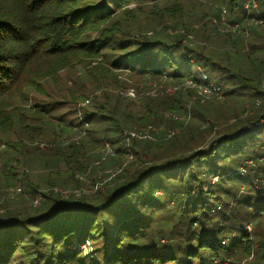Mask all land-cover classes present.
I'll return each mask as SVG.
<instances>
[{
	"label": "trees",
	"instance_id": "obj_1",
	"mask_svg": "<svg viewBox=\"0 0 264 264\" xmlns=\"http://www.w3.org/2000/svg\"><path fill=\"white\" fill-rule=\"evenodd\" d=\"M247 2L219 0L205 11L199 0H0V191L9 203L7 189L23 184L30 201L0 210V264H264V25L250 22ZM223 7L238 30L220 33L213 23L216 17L223 23ZM244 19L248 28L239 24ZM152 24L157 32L148 29ZM210 39L222 46H207ZM62 70L78 80L61 92L43 84H56ZM119 71L175 86L163 90L170 92L164 98L146 93L139 110L125 108L121 100L137 94H127ZM211 71L230 76L237 94L255 97V108L242 111L237 124L208 121L217 135L196 145L203 124L188 128L190 117L185 123L169 114L185 110L200 88L225 97L227 84ZM111 89H118L115 99ZM159 114L181 122L176 136L141 119ZM80 128L81 142L61 151V136ZM143 129L151 138L132 136ZM106 140L113 154L99 155L101 163L135 160L105 175L91 196L40 192L42 201L33 205L40 189L30 164L61 173L64 162L79 171L83 148H104ZM162 141L166 155L149 152Z\"/></svg>",
	"mask_w": 264,
	"mask_h": 264
},
{
	"label": "rangeland",
	"instance_id": "obj_2",
	"mask_svg": "<svg viewBox=\"0 0 264 264\" xmlns=\"http://www.w3.org/2000/svg\"><path fill=\"white\" fill-rule=\"evenodd\" d=\"M200 2H203L202 4L204 5L203 10L205 9V11H209L210 7H214L215 9H217L218 6H220L219 4V0H199ZM255 2V7L251 6V0H248L247 4L248 7L245 6V8H247V13L250 15V22H252V20L257 17H264V6L263 0H254ZM258 2V3H256ZM135 5H131V7H134ZM225 8V10L223 9ZM221 10V20L223 23H218L219 20L216 17V23L217 25V29H219L220 33L223 32H227V31H232V30H238V26L235 27V24L237 25V23H235L234 25L229 24L228 22H226V16H228V9L227 7H223ZM195 11V10H194ZM197 11V10H196ZM242 12V11H241ZM241 12L237 15L238 17L241 15ZM254 12V13H253ZM253 13V15L251 14ZM137 15L139 13H136ZM119 16L124 18L125 20L127 19V15L124 12H120ZM131 16V15H130ZM118 17H116L117 19ZM225 19V20H224ZM246 19V18H245ZM244 19V21H246ZM131 21L132 18L129 17L128 21ZM241 21L243 23H239L242 27H249V21L247 22L248 24H244L245 22ZM144 24H146V22H144ZM156 24H152L150 26H148V29H151L152 31H156ZM264 25V23H263ZM198 28H201V26H203L200 24L196 25ZM214 26V25H213ZM196 27V28H197ZM264 28V26H262ZM197 28V29H198ZM157 32V31H156ZM235 32V31H233ZM190 39H194L192 36L190 37ZM199 40V39H196ZM215 39H210L207 41V46H213L216 45L217 47H221L222 44L220 41H214ZM200 41V40H199ZM215 47V48H217ZM100 59V58H99ZM95 59H93L91 62V66H95L94 64L97 62V59L94 61ZM101 60V59H100ZM90 66V67H91ZM84 69V66L81 65L79 66V71L77 68V71L80 72ZM95 73H97L96 71H93ZM210 75L212 76V79H214L215 81H222L224 83L227 84L228 86V90H223L225 89L224 87L222 88V90L225 92V97L224 98H220L219 96L213 97L208 95V92H203L204 88H200L198 94L196 95V98H192V100L190 102L185 103L184 105L186 106L185 110L180 111V113L178 111H175V113H171V114H176L177 116L180 117V119H184L183 122L185 121H189V126L190 127H198L199 125L203 124V133L200 134V137H198L196 139L197 142H194V144L198 145V144H205L207 143L210 139L216 137L217 132H218V128H213V131L208 130L206 127L207 122L211 121V122H222L225 123L227 122L229 119H237V123H239L238 119L241 116H244L245 114H242V111H245L246 113H249V111H251V109L254 110V100L255 97H248L246 95V93H242L243 95H239L237 94V92L240 91V89H238L233 83V79H231L230 76H227L226 74L221 73L220 75L222 76H216L215 74H219L217 72H209ZM117 74V76H116ZM61 79H59L56 84L53 85V82L51 80H45L43 82V84L46 87H50L52 86V88L54 90H57L56 92H61L62 88H64L65 86H71L72 82L75 80H78V76L74 75V72L71 70H62L61 71ZM115 76L117 77V79L119 81L124 82H128V86L125 88H129L128 90H135L136 92V99H132V98H123L122 103L123 105H125V108H133L136 107L138 108V110L142 107V102L143 100L146 99L147 95L146 93H154V92H158L160 93V95H157L156 97H163L166 94L169 95L170 92L166 91L165 95H163L164 93V89L165 88H172L175 85H170L168 84V81H160V80H151V79H144V80H134L132 78H130L131 76H129V74H127L126 72H116ZM72 77V78H71ZM85 79V78H84ZM90 81V79H88ZM211 80V79H210ZM85 81V80H83ZM212 81V80H211ZM185 83V81H183ZM231 82V83H228ZM86 83V82H85ZM183 83V84H184ZM186 85H189L188 82H186ZM59 89V90H58ZM124 89V88H123ZM112 92H108V90L106 91L107 93H109L111 99H115L118 96V89H111ZM230 90V91H229ZM92 91V89L90 90ZM127 91V90H126ZM237 91V92H236ZM221 92V91H220ZM99 93L101 92H96L97 96L99 95ZM61 94V93H60ZM63 95L67 96L68 94L63 92ZM124 94V93H123ZM125 95V94H124ZM145 95V96H144ZM162 95V96H161ZM140 97V98H139ZM167 97V96H165ZM104 98V97H103ZM107 98L108 94H107ZM164 98V97H163ZM197 99L200 100L199 102H204V103H199L197 102ZM259 103V101L257 102ZM83 106L86 105V102L82 103ZM251 105V107H249ZM71 115V114H70ZM200 116H204L205 121L204 122H199L198 118ZM155 117V116H154ZM190 117V119L188 120L187 118ZM146 116H143L141 119L143 120V122L146 123H151L156 130H167L170 129V132H176L175 136L177 135V132L179 130L178 124H180V121L177 122H173L170 120H164L161 116V114H159L158 116H156L153 119H146ZM135 119V118H134ZM89 126H90V122ZM143 123V124H146ZM186 123V122H185ZM229 124H231V121L229 122ZM264 124V123H263ZM263 124L260 123V126H263ZM86 125V123L84 124V126ZM140 125V124H139ZM141 127H143L142 125H140ZM225 127V126H224ZM264 128V127H263ZM185 129V128H184ZM228 129V128H227ZM143 130H147V129H143ZM187 130V129H185ZM80 132V133H79ZM196 131H192V134H195L193 138L197 137L198 135H196L195 133ZM83 134V129H76L74 130L72 133L68 134V136H61V151L65 150V147H67L69 144L71 143H76V142H81L82 138L81 135ZM84 135V134H83ZM192 139V138H191ZM105 143L108 142V140L104 141ZM103 142V143H104ZM163 145L160 148H155L154 146L151 147V151L149 152H153L154 154H156V156H160L161 154L166 155V151L167 153L168 151V147L169 145L167 144V141H162L161 142ZM40 150H46L48 147L45 146L44 144L39 143L38 144ZM80 146V145H77ZM93 146V145H92ZM102 146V145H101ZM114 146H116V144H114ZM72 148V147H71ZM82 149V147H80ZM113 149V148H112ZM83 153L78 156V161L80 163H82L83 168L81 170H76V171H70L67 168V164H65L64 162H60V166H61V173L60 171H56L53 172L54 169H50V168H44V163L41 162H37L35 165L30 164L26 169L27 171H29L30 174V180H32V182H35L36 185H38V188L40 189L38 191V193L35 194V196L33 195L34 199L37 198L42 192L43 194H51V193H55V194H60L61 197H68V196H72V197H80L81 195H85V196H91L94 192H96V188L97 187H103L104 186V180L106 179L105 175H111L113 172H115L116 170H120V165L125 163V167L128 166V164L132 163L135 160V156L133 155L132 158L128 159H123L121 163L117 164V162L115 161H111L107 160L106 162H100V158L99 155H101V157H104L105 152L103 151V148L99 149H88V148H83ZM142 152V151H140ZM168 155V154H167ZM144 155H142L143 157ZM107 157V156H106ZM105 157V158H106ZM161 157H163L161 155ZM113 160V158H112ZM119 162V161H118ZM137 165V164H136ZM3 166V162L0 159V167ZM134 168V166H132ZM67 170H66V169ZM136 168V167H135ZM75 172L74 177L71 178V176H69V173ZM130 172H134V169H132ZM80 176V178L82 179H78L77 178ZM59 180L57 179V177H59ZM50 180V182H48L47 184H45V181ZM53 180V182H52ZM102 180V181H101ZM212 180H218L217 176L212 177ZM56 181V182H55ZM40 183V184H37ZM52 182V183H51ZM98 185V186H97ZM25 185L21 184L17 187H15L13 189V187H10L9 189H7L6 193L8 194V200L9 203H2V201H4V197L1 194L0 191V210L3 208H6L7 210L10 211H16L18 210L17 208L21 209L20 207H22L23 205L25 206H30V201L25 200L26 197H24V195L26 194L25 192H27V189L24 187ZM19 188L20 191L16 192L15 189ZM63 190V191H62ZM81 190L83 193H80ZM76 191V192H75ZM21 193V194H20ZM26 196H28L26 194ZM41 196V195H40ZM83 196V197H85ZM10 197V198H9ZM32 197V195L30 196ZM42 197V196H41ZM52 197H55L54 195ZM27 199V198H26ZM33 199V200H34ZM43 199V197H42ZM12 201H14L15 203H11ZM42 201V200H40ZM50 200H48L49 202ZM43 202H47V199H45V201L43 200ZM11 203V204H10ZM6 210V211H7ZM3 214V213H0Z\"/></svg>",
	"mask_w": 264,
	"mask_h": 264
},
{
	"label": "built area",
	"instance_id": "obj_3",
	"mask_svg": "<svg viewBox=\"0 0 264 264\" xmlns=\"http://www.w3.org/2000/svg\"><path fill=\"white\" fill-rule=\"evenodd\" d=\"M246 7H248V5L246 4L245 5ZM251 6L252 7H255V2H254V0H251ZM253 21L254 22H258V23H264L262 20H254L253 19ZM208 92V95H209V90H207V89H203V92ZM127 94L129 95V96H131V97H135V95H134V93H133V91L132 90H129L128 92H127ZM169 116H171V117H173L174 119H179V117L178 116H176L175 114H169ZM260 123L261 124H263L264 123V119H262L261 121H260ZM263 127H264V124H263ZM132 136H136V137H149V138H151V136L148 134V130H143L142 132H140V133H138V134H133ZM103 151L105 152V155H104V157H102V159H104L106 156H108V155H112L113 154V150L111 149V147L106 143V145H105V147L103 148ZM261 161H264V158H262L261 159ZM247 164L248 165H251L252 164V162H250V161H247ZM246 172V169H245V167H240L239 168V174H244ZM77 178L79 179L80 178V176L78 177V175H77ZM80 179H82V178H80ZM262 184H263V188H264V180L262 181ZM15 191L16 192H19L20 191V189L19 188H17V189H15ZM63 191V190H62ZM78 191H80V193H83L81 190H78ZM76 192V191H75ZM41 195V194H40ZM38 196L37 198H35L34 200H33V205H36V204H38L39 202H40V200L42 199V195L41 196Z\"/></svg>",
	"mask_w": 264,
	"mask_h": 264
}]
</instances>
